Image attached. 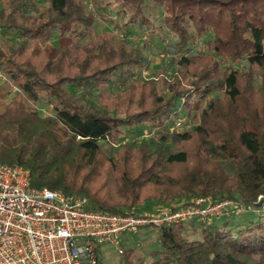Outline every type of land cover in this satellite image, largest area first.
I'll use <instances>...</instances> for the list:
<instances>
[{"label": "trees", "instance_id": "16d2710c", "mask_svg": "<svg viewBox=\"0 0 264 264\" xmlns=\"http://www.w3.org/2000/svg\"><path fill=\"white\" fill-rule=\"evenodd\" d=\"M93 4L46 0L33 13V0H0V161L28 169L33 187L83 195L104 212L178 209L199 196L249 209L157 227L151 258L134 238L153 228L125 235L120 264H264V0ZM106 13L117 33L149 28L167 68L139 78L151 61L146 41L86 40ZM57 33L61 42L48 45ZM184 114L199 123L170 130ZM141 126L153 136L120 140Z\"/></svg>", "mask_w": 264, "mask_h": 264}, {"label": "built area", "instance_id": "2783aa9c", "mask_svg": "<svg viewBox=\"0 0 264 264\" xmlns=\"http://www.w3.org/2000/svg\"><path fill=\"white\" fill-rule=\"evenodd\" d=\"M7 80L0 68V82ZM182 125L178 117L169 129ZM262 199L261 194L258 200ZM246 209L230 198L199 196L178 209L164 205L146 213L135 207L104 212L90 208L83 195L33 187L28 169L0 161V264H97L98 243L110 242L122 253L125 235L143 228L187 221L208 225L225 213ZM260 210L264 211V203Z\"/></svg>", "mask_w": 264, "mask_h": 264}, {"label": "rangeland", "instance_id": "374dc122", "mask_svg": "<svg viewBox=\"0 0 264 264\" xmlns=\"http://www.w3.org/2000/svg\"><path fill=\"white\" fill-rule=\"evenodd\" d=\"M35 2V7L33 9V13L37 12L44 4H46V0H33ZM84 2L87 3V5L90 8H94L93 1L94 0H83ZM114 13V12H113ZM106 18L103 17H98L96 20L95 25L93 26L91 32L89 35L86 37V40L90 41L95 39L99 34L103 33H112L115 35L116 39H127L130 42L134 43H140V42H147L148 47H149V53L151 52V61H150V66L148 68H145L141 71L139 78H144L149 75H154L158 70H165L167 68L168 62H169V55L166 53L164 50H157L155 48V39L151 40L150 39V30L149 28H145L142 30H137L133 33H126L125 31L117 33L114 28L112 23L110 22V19L114 17V15L106 13ZM150 17L153 19L155 23H159L161 20V15L158 10H155L152 12V15ZM61 36L60 33L54 34L49 41V44H53L57 46L61 42ZM1 83V82H0ZM114 87H108L106 86L107 91L113 90ZM14 90H17V87L14 88ZM98 91V90H96ZM38 109L41 112L43 116H47L50 114V106L47 105L46 103H39L38 104ZM180 117L183 121V125L180 126L179 128H176L177 130H187L195 127L199 123V118H193V117H188L185 114L184 115H178L177 117L174 118V121L176 118ZM173 121V122H174ZM171 122V124L173 123ZM174 129V130H176ZM140 131V132H139ZM139 131H136L135 129H131L128 134H124V137L122 139H126L130 141L131 143L135 144L140 138V139H148L151 137V132L147 128V126H141ZM139 135V136H138ZM159 205L158 203L154 204ZM249 209H246L244 212H237L232 215L233 218L239 219L243 216L246 211ZM230 213V212H229ZM224 215V214H223ZM221 215V216H223ZM220 219V220H218ZM218 222L222 221L221 218H217ZM188 223H193L197 224L198 222L195 221H189ZM198 225V224H197ZM156 228L149 229V230H144L139 232L135 236L136 242H138L140 245L139 252H144L148 251L149 258L155 254V249H156V241H157V234H156ZM196 238L200 237V234H197L195 236ZM100 248L101 255L103 257V260L105 264H120V259H121V253H119L118 248L110 243V242H103V243H98L97 244Z\"/></svg>", "mask_w": 264, "mask_h": 264}]
</instances>
